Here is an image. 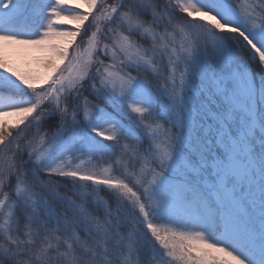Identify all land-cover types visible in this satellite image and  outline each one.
<instances>
[{
  "label": "snow or ice",
  "instance_id": "1",
  "mask_svg": "<svg viewBox=\"0 0 264 264\" xmlns=\"http://www.w3.org/2000/svg\"><path fill=\"white\" fill-rule=\"evenodd\" d=\"M0 264H264V0H0Z\"/></svg>",
  "mask_w": 264,
  "mask_h": 264
},
{
  "label": "rangeland",
  "instance_id": "2",
  "mask_svg": "<svg viewBox=\"0 0 264 264\" xmlns=\"http://www.w3.org/2000/svg\"><path fill=\"white\" fill-rule=\"evenodd\" d=\"M15 59H16V66L21 68V70H23L25 67H27L26 58L23 55H21L19 57H15Z\"/></svg>",
  "mask_w": 264,
  "mask_h": 264
}]
</instances>
